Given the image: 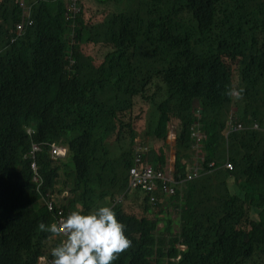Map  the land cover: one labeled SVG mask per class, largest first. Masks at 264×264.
Returning a JSON list of instances; mask_svg holds the SVG:
<instances>
[{"label": "trees", "instance_id": "obj_1", "mask_svg": "<svg viewBox=\"0 0 264 264\" xmlns=\"http://www.w3.org/2000/svg\"><path fill=\"white\" fill-rule=\"evenodd\" d=\"M28 1L33 24L11 42L24 9L0 0V264H38L59 242L37 228L56 220L34 161L67 215L114 210L131 244L113 264H264V131L249 129L264 119V0H80L77 14L73 0ZM231 115L247 129L228 134ZM171 123L173 178L192 171L198 124L202 175L156 191L155 211L134 191L146 205L130 213L118 198H130L136 141L164 143ZM149 154L163 170V149Z\"/></svg>", "mask_w": 264, "mask_h": 264}, {"label": "clouds", "instance_id": "obj_2", "mask_svg": "<svg viewBox=\"0 0 264 264\" xmlns=\"http://www.w3.org/2000/svg\"><path fill=\"white\" fill-rule=\"evenodd\" d=\"M196 116L199 117V112L196 113ZM249 129L251 128L249 127ZM62 147L67 151V158L68 150L66 147ZM141 148L143 147L141 146ZM145 157L147 158L146 155ZM168 175L172 176V174ZM130 192L128 185V193ZM60 206L63 208L62 204ZM76 209L70 211L68 215L65 213L66 217L57 222L47 225L44 222L37 224L39 231L51 236L59 235L62 237L50 249V264H113L117 256L131 244L125 235L124 224L116 218L114 210L106 204H97L86 213L79 204L76 205ZM37 259L47 260V256H41Z\"/></svg>", "mask_w": 264, "mask_h": 264}, {"label": "built area", "instance_id": "obj_3", "mask_svg": "<svg viewBox=\"0 0 264 264\" xmlns=\"http://www.w3.org/2000/svg\"><path fill=\"white\" fill-rule=\"evenodd\" d=\"M20 2L22 8L24 9V14H22L21 21L15 27V37L12 38L11 42H15L18 37L24 34L27 27L33 24V20L31 19L32 5L29 3L28 0H20ZM79 2L80 0H73L72 5H69V9L73 14L78 13L79 8L77 7V4L79 5ZM197 128H199V124L197 125ZM197 128L192 133V138L194 139L196 145L200 144L205 138L204 135L201 134ZM250 128L256 131H264V120L261 123L255 121ZM245 129H247V127H245L241 122L236 123L235 119H230L228 133L238 130L243 131ZM29 133H31V131H29ZM39 150L40 145L33 144V148L30 153L31 156L35 158V153ZM50 154L51 157L54 159L63 160L67 156V151L58 143H53L51 145ZM214 165L215 163H211L210 167H213ZM225 168L230 171L234 169L233 164L231 162H227L225 164ZM32 171L33 181L36 183V189L41 194L42 200L44 201L47 209L51 211L55 216V222L66 217L63 208L57 203H55V201H53L51 193H44V191L42 192V189L45 186V182L38 172V166L35 161L32 163ZM201 171V167L193 168L191 173L188 175L187 179L182 181H192L194 179H197L202 175ZM182 181H175L171 175H168V173H166L165 171L158 169L154 167L151 163H149V161L141 151L136 152L133 167L129 171L130 191H141L142 193L145 192L150 195V203H154L156 201V191L161 190L163 195L173 196L176 191L175 186L181 184ZM59 238L61 239L62 237L59 236ZM50 259L51 258L47 257V260H39L38 264H50Z\"/></svg>", "mask_w": 264, "mask_h": 264}, {"label": "crops", "instance_id": "obj_4", "mask_svg": "<svg viewBox=\"0 0 264 264\" xmlns=\"http://www.w3.org/2000/svg\"><path fill=\"white\" fill-rule=\"evenodd\" d=\"M233 118L235 120H237L236 117L232 116L230 117V119ZM230 122V121H229ZM229 122H228V127H229ZM255 122V121H254ZM253 122V123H254ZM169 131H168V138L166 139V141L163 143H158V146L160 149H163L164 153H165V156H166V163H165V166L163 167V170L165 172H167L168 174H173V172L175 171V168H176V162H177V149H176V146H177V131H178V128H177V125L175 123H171L169 125ZM199 130V128H198ZM200 132V130H199ZM201 133V132H200ZM202 134V133H201ZM144 144L142 142L141 139H138L136 141V144H137V152L138 151H141V152H144L145 148L143 147L142 144ZM141 146L143 148H141ZM163 146V147H161ZM200 148H201V143L196 145V143L194 142L193 144V150H194V153H193V156H192V164L190 163V170L193 169V168H198L200 167V161L202 160V157L200 156ZM146 155V153H144ZM147 157L149 159H151L152 162L153 159H152V154H147ZM160 165V163H159ZM157 165V166H159ZM134 191H131L129 194L130 198L126 199V196L123 197V198H120V201L123 202L124 200V203H123V206L124 208L125 207H128V208H134V209H140V208H143L142 205H143V196L139 197L138 199H136L135 195L136 193H133ZM128 196V195H127ZM169 213L172 214V209L170 208L168 210ZM174 214H176V218L173 217L174 220L177 219V213L173 211ZM160 217H164V214H159ZM176 225V224H174ZM162 226V227H161ZM164 227V223L161 222L159 224V228H163Z\"/></svg>", "mask_w": 264, "mask_h": 264}, {"label": "rangeland", "instance_id": "obj_5", "mask_svg": "<svg viewBox=\"0 0 264 264\" xmlns=\"http://www.w3.org/2000/svg\"><path fill=\"white\" fill-rule=\"evenodd\" d=\"M81 5H84L85 6V1H82V4ZM93 11V10H92ZM96 12V11H95ZM235 85H236V83H235ZM196 107L198 108L199 106L198 105H196ZM144 109H146V114L144 113V114H142V121H144L145 122V118L147 117L148 118V106H146V107H144ZM143 139V138H142ZM143 142V141H142ZM144 144H142L143 145V147L145 148V150H144V152L146 153V156H147V154L149 153V151L153 148V146H155V145H157L158 146V143H162V142H160V141H158V142H156V143H154L152 140H148V139H145L144 140V142H143ZM154 143V144H153ZM66 162L68 163V168H65L64 169V172H63V179L65 180V177H67L66 176V174H68V177L69 178H72V175H73V166H72V164L69 162V159H67L66 160ZM167 173V172H166ZM66 197H67V199L69 198L68 196H67V194L65 195ZM118 200H120V198H118ZM59 205L61 204L59 201L57 202ZM146 205V203H145V201L143 200V205H142V207H144ZM148 205V207H150L151 208V210L152 211H155L156 210V206L155 205H149V204H147ZM125 209H126V211H128V212H130V213H134V212H137L138 210H136V209H134V208H128V207H125ZM172 215H173V217L174 218H176V214H174L173 212H172ZM149 216L150 217H152V214H149ZM255 217V216H254ZM162 227V226H161ZM173 228H174V231L175 232H178L179 231V226H177V225H174L173 226ZM57 238V240H59L60 238L59 237H55L54 239H56Z\"/></svg>", "mask_w": 264, "mask_h": 264}]
</instances>
